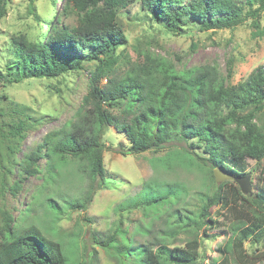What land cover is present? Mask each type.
Masks as SVG:
<instances>
[{"label": "trees", "instance_id": "trees-1", "mask_svg": "<svg viewBox=\"0 0 264 264\" xmlns=\"http://www.w3.org/2000/svg\"><path fill=\"white\" fill-rule=\"evenodd\" d=\"M7 1L0 0V20L6 13ZM133 3H139L142 12L176 35L182 34L189 22L203 31L229 29L264 10V0H63V14H75V25H54L53 33L49 32L41 42L13 36L5 74L0 73V88L23 79L55 78L80 71L86 62H95V69L88 74V88L73 119L41 137L36 148L21 160L23 172L34 174L37 161H48L53 155L58 169L67 158L76 160L68 177L85 181V192L72 186L81 196L65 200L64 207L85 211L96 189L106 186L103 136L108 126L124 134L128 143L124 153L128 154L183 142V152L175 153L173 159L185 168H209L197 190L196 210L173 209L181 194L178 196L171 187H167V193L156 192L153 187L157 183L153 181L132 205L126 203L141 205L145 211L148 220L136 227L145 242L132 245V234L118 222L102 237L90 236L93 243L116 264H196L201 241L220 216L228 221L230 231L223 252L236 260L247 257L245 241L255 246L264 243V182L256 193L245 195L236 178L250 175L248 160L264 157V127L255 121L256 113L264 107V66L259 65L245 80L231 84L227 82L232 72L229 61L227 73L223 74L217 62L177 69L161 55L146 54L142 61L117 75L115 52L126 42L119 15ZM253 3L257 7L253 8ZM55 21L60 22L58 16ZM48 22L42 24L50 29ZM115 108L118 114L110 111ZM3 127L20 141L28 125L25 121H0V136ZM216 167L231 177L216 183ZM260 173L264 181V169ZM15 185L19 186V182L15 181ZM58 207L57 214L61 215L63 207ZM83 220L90 223L87 216ZM183 234L187 235L183 245L169 243ZM227 258L224 255L220 262L212 259V264H226ZM65 262L60 244L36 225L17 229L6 222L0 228V264Z\"/></svg>", "mask_w": 264, "mask_h": 264}, {"label": "rangeland", "instance_id": "rangeland-1", "mask_svg": "<svg viewBox=\"0 0 264 264\" xmlns=\"http://www.w3.org/2000/svg\"><path fill=\"white\" fill-rule=\"evenodd\" d=\"M236 1L243 3L245 0ZM255 7L257 3H253ZM57 16L58 23L55 21ZM47 21L50 29L42 24ZM75 22V14H63V0H8L6 13L0 20V73L5 74L4 65L13 36L23 35L28 40L41 42L52 26L63 23L72 27ZM119 24L126 42L115 52L114 71L117 75L142 61L146 54L161 55L172 61L177 69L217 62L223 74L227 73L229 61L232 72L227 82L231 84L245 80L259 65L264 66V10L259 16L249 15L241 24L229 29L203 31L189 22L183 27V33L176 35L166 32L162 25L142 12L139 3H133L122 9ZM94 69L95 62H86L80 71L55 78L23 79L0 88V95H5L0 98V121H25L28 125L20 141L13 139L4 127L1 131L0 228L6 222L17 229L28 224L36 225L44 235L60 244L66 257L65 264L83 261L86 264H116L115 259L95 245L90 236L102 237L113 229L115 223L121 222V227H127L128 233L132 234V245L144 243L146 238L136 231V227L148 220L144 217L145 211L141 205L126 206V203L132 205L154 181L157 183L153 187L156 192L167 193V187H171L178 196L181 194L173 209L189 207L196 210L199 205L197 190L209 173L206 166L185 168L173 159L175 153L183 152L184 143L180 141L170 142L161 150L124 153L128 146L124 134L108 126L103 136L106 186L96 189L85 211L64 207L65 200L79 197L76 189L83 188L85 192V181L68 177L76 160L67 158L66 164L58 169L55 155L48 161L42 158L37 161L34 174H25L21 160L36 148L47 131L58 129L73 119L74 111L87 91L88 74ZM104 79L101 83L105 82ZM110 111L119 113L118 108ZM255 121L264 127V107L256 113ZM261 169H264V157L259 161L248 160L252 194L264 182L260 180ZM15 181L19 186L16 187ZM172 201L173 198L169 202ZM58 206L63 207L61 215L57 214ZM86 216L90 223L83 220ZM206 232L208 235L201 241L196 264H212V259L220 262L224 255L228 256L226 264H264V243L255 246L245 241L243 247L248 256L239 260L223 252L230 234L226 219L218 216L217 224ZM186 239L187 235L183 234L171 238L169 243L183 245Z\"/></svg>", "mask_w": 264, "mask_h": 264}, {"label": "water", "instance_id": "water-1", "mask_svg": "<svg viewBox=\"0 0 264 264\" xmlns=\"http://www.w3.org/2000/svg\"><path fill=\"white\" fill-rule=\"evenodd\" d=\"M213 175L216 183H221L222 181L230 178L231 176L225 173L221 168L216 167L213 169ZM236 182L240 188V191L245 195H253L250 188V175L244 177L236 178ZM88 227L86 229V234L88 233Z\"/></svg>", "mask_w": 264, "mask_h": 264}]
</instances>
